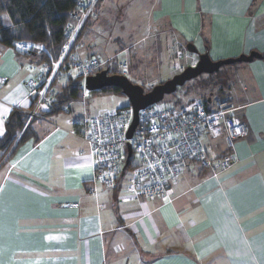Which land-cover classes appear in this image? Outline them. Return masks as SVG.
<instances>
[{"label":"crops","instance_id":"1","mask_svg":"<svg viewBox=\"0 0 264 264\" xmlns=\"http://www.w3.org/2000/svg\"><path fill=\"white\" fill-rule=\"evenodd\" d=\"M122 8L131 11L124 33L114 23L95 30L100 11L108 20ZM101 41L105 62L120 53L131 61L129 75L155 86L168 76L163 63L169 79L184 62L196 65L189 43L214 62L264 56V0H99L74 59H99ZM48 69L0 45V138L13 110L38 114L34 137L4 156L0 151V264H264V58L218 72L223 83L213 99L230 100L248 127L234 164L217 176L190 164L162 199L136 196L132 170L112 190L94 181L89 148L73 131L98 116L85 106L84 93L65 112L42 117L49 103L31 95L27 82ZM200 98L185 89L176 97L184 104ZM205 143L213 158L226 153L223 130Z\"/></svg>","mask_w":264,"mask_h":264},{"label":"built area","instance_id":"2","mask_svg":"<svg viewBox=\"0 0 264 264\" xmlns=\"http://www.w3.org/2000/svg\"><path fill=\"white\" fill-rule=\"evenodd\" d=\"M97 1H79L73 14L75 23L68 26V40L60 59L53 62L52 68L38 82H27L31 95H36L41 102H51L48 95L53 80L63 60L70 54L80 31L94 12ZM16 50L45 53L51 59L45 46L41 44L18 43ZM105 67L106 63L99 59L74 64V70L82 78L83 87L86 78L104 71ZM85 94H88L87 90ZM237 110L228 99L206 101L200 98L188 104L162 101L139 112L138 126L133 137L129 139L128 132L134 113L128 105L101 117L85 118L76 125L73 133L89 148L96 183L108 190L117 187L128 155L127 146L131 145L132 160H135V165H132L131 160L128 168L132 166L134 172L132 192L146 199H162L168 195L171 184L183 175L190 164H197L214 176L234 164L236 143L248 135V127L238 118ZM37 115L36 111H32L29 117L33 119ZM221 130L225 133L226 153L213 158L205 140L216 139Z\"/></svg>","mask_w":264,"mask_h":264},{"label":"trees","instance_id":"3","mask_svg":"<svg viewBox=\"0 0 264 264\" xmlns=\"http://www.w3.org/2000/svg\"><path fill=\"white\" fill-rule=\"evenodd\" d=\"M79 1L80 0H0V45L5 48L15 49L18 43L44 45L51 59L45 53H23L38 58L51 69L53 62H57L60 59L62 49L68 40L67 29L68 26L71 27L75 23L73 14ZM98 3L99 0L97 1L96 7ZM94 12L87 20L86 25L92 19ZM83 29L80 31L70 54L63 60L59 67L50 88V92H54L51 102L46 108L41 110L40 114L42 117H51L65 112L72 102L79 101L83 98L85 93L83 84L79 78H75L72 75L75 62L81 61L74 59V54L76 46L82 36ZM105 69L109 70V74L111 75H119V73L113 72L109 68V65H107ZM217 74L218 73L208 75V77L213 78L217 76ZM218 86H221V84L218 85V83L205 79L202 85L191 86L193 88L190 91L187 86L183 88V90L185 89V95L196 94L200 96L201 99L209 101L213 99L214 89L218 88ZM94 94L123 95L122 91L118 88H105L100 92H94ZM173 95L177 97V93ZM216 98L225 100V98L220 96ZM174 103L184 104L177 99ZM28 118L29 114L22 110L15 109L10 113L5 123V134L0 138V151L3 156L6 155L15 144L18 145L26 139L35 136L32 128L35 118L27 123ZM128 170H132V166Z\"/></svg>","mask_w":264,"mask_h":264},{"label":"water","instance_id":"4","mask_svg":"<svg viewBox=\"0 0 264 264\" xmlns=\"http://www.w3.org/2000/svg\"><path fill=\"white\" fill-rule=\"evenodd\" d=\"M186 48L188 52L197 55L198 61L196 65L185 68L180 74L175 75L165 83L154 86L149 92H145L143 87L133 84L124 75L109 74V70L101 71L95 76L86 78L84 81V89L90 93L100 92L105 88H118L122 91L123 95L128 99L129 105L132 107L134 113L133 122L128 132V138L131 139L138 126V114L141 110L162 102L166 96L175 94L179 88L203 75H213L218 73L223 67L237 63H250L263 58L261 54L252 52L249 56H240L236 59L214 62L211 60L207 51L204 53L199 52L193 43L187 44ZM127 149L128 155L121 178L126 175L132 160V146L128 145Z\"/></svg>","mask_w":264,"mask_h":264},{"label":"rangeland","instance_id":"5","mask_svg":"<svg viewBox=\"0 0 264 264\" xmlns=\"http://www.w3.org/2000/svg\"><path fill=\"white\" fill-rule=\"evenodd\" d=\"M124 7H126V6H124ZM124 9L125 8H122V10L119 11V12L113 11L111 13L112 16L108 15V16L105 17V18H108V20L103 19L104 17L102 15V12L100 11V13H99L100 19L97 20L95 25H94V27L96 26L95 30H98V32L100 33L101 31H105L108 28L109 25L111 26V24L114 23L115 24V28L114 29H117V32L120 33V34L124 33V31L121 30V26H126V24H127L126 22H130V24H131V11L128 10L127 14H124ZM124 16L126 17L127 20H126V22L122 23V21L124 19L123 18ZM105 21H107V22H105ZM115 35H116V33H115ZM125 40L128 41V38L125 39ZM128 42H132V40L129 39ZM97 47H98V49L96 48L97 50L94 51L98 55L97 57L99 59L103 60V62L106 63V66L109 65V68L113 72H116V73H119V75H124V76L128 77V79L132 83H134L135 85H139L140 84L139 86L143 87L145 92H149V91L152 90V88L154 86H149V84L146 83V82L145 83L144 82L140 83L139 81L135 80L131 76V74L130 75L128 74L129 71L131 70V61L128 58L126 59L127 62H124L123 61L124 60V58H123L124 56H122V54L118 53L117 55H120V57L117 58L116 57L117 55H116V56H114V58L112 60L105 62L104 60H105V57H107V55H105L102 52V47H104L103 44H102V41H101V46L97 45ZM108 47L111 48V46H108ZM108 51H110V50H108ZM184 51L187 52L186 48H185ZM128 55H129V53H128ZM185 55L188 56V57L190 56V55H188V52L185 53ZM117 62L123 64L124 66L123 65L122 66L117 65ZM165 65L166 64L163 63V66L161 68L162 69L161 74L162 75L167 74L168 75L167 77H169V72H168L167 69H165ZM186 65H187V63L184 62L183 70L186 68ZM219 74L220 73H218L217 76H214L213 78L212 77H208V75H204L201 78L192 80V81L188 82L185 86L179 88L176 93H177V95H179L180 92L183 91V88H185L187 86H188L187 87L188 90L190 91L194 86L202 85L203 82H205V79L209 80V81H213L215 83H218V85H219V84L223 83V79H222V77H220ZM72 75L75 78H79L81 80L82 84H83L82 78H80V76H78V74H77V72L75 70L72 72ZM167 77L164 76L161 80L157 79L156 82H155L156 85H160L162 83L167 82L169 80V78H167ZM191 86H193V87H191ZM84 92H85V90H84ZM88 96H89V99H87L85 101V106L88 108V110H89L91 115L98 116V117H101L105 113L112 112L113 110H115V109H117L119 107H126L129 104L128 99L125 96H123V95H115V94L114 95H108V94L107 95H101V94H94V93L88 92ZM175 99H176V96L172 94V95L166 96L164 98L163 102H167V101L174 102ZM90 117H92V116H89V117H86V118H90ZM31 120L32 119L29 117L27 123H29ZM132 165L133 166L135 165V160H132ZM130 174H131V170H128L127 175H130Z\"/></svg>","mask_w":264,"mask_h":264},{"label":"snow or ice","instance_id":"6","mask_svg":"<svg viewBox=\"0 0 264 264\" xmlns=\"http://www.w3.org/2000/svg\"><path fill=\"white\" fill-rule=\"evenodd\" d=\"M239 131V129H237V132ZM79 167H83L82 165L81 166H79ZM229 255H231V253L229 252Z\"/></svg>","mask_w":264,"mask_h":264}]
</instances>
